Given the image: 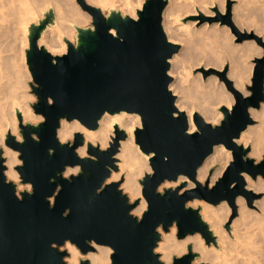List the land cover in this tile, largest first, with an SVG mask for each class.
Listing matches in <instances>:
<instances>
[{"label":"water","instance_id":"1","mask_svg":"<svg viewBox=\"0 0 264 264\" xmlns=\"http://www.w3.org/2000/svg\"><path fill=\"white\" fill-rule=\"evenodd\" d=\"M75 1L91 17L90 27L77 28L75 47L67 42L65 53L53 56L38 46L40 33L54 17L52 9L31 27L27 38L25 63L36 98L31 108L42 121L23 123L17 112L21 141L10 132L4 139V145L19 154L22 164L16 171L21 183L30 185V192L17 195L15 184L6 180L0 150V264H65L68 253L60 247L66 242L82 255L94 251L92 244L109 247V264H163L154 253L160 241L158 228L166 233L173 225L177 239L198 233L206 244L214 243L199 210L187 203L226 201L233 208L237 196L253 197L245 190L244 175L264 179V158L254 163L247 157L249 148L235 143L254 122L250 110L264 103L263 39L238 30L228 1L224 14L214 8L213 17L199 15V22L229 27L236 43L254 41L263 55L253 60L246 96L226 78V68L209 70L224 83L233 104L230 109L220 107L222 119L215 126L196 113L197 131L189 135L187 118L177 110L168 88V61L180 48L168 41L162 29L167 0H144L136 19L113 10L103 15L85 0ZM122 111L139 115L141 127L134 130V141L144 154L152 155L151 174L139 180L147 204L140 218L131 213L139 200L131 203L119 182L106 183L116 170L115 155L126 138L124 131L115 126L104 150L87 144L83 158L75 152L83 145L81 134L65 143L56 137L62 119L95 130L104 113ZM220 144L231 152V161L211 187L206 181L181 191L186 186L181 182L159 192L162 183L176 182L180 176L195 182L196 170ZM76 166L77 174L63 176L67 167ZM186 251L170 264H193L195 254L190 247ZM79 264L89 262L80 259Z\"/></svg>","mask_w":264,"mask_h":264},{"label":"bare ground","instance_id":"2","mask_svg":"<svg viewBox=\"0 0 264 264\" xmlns=\"http://www.w3.org/2000/svg\"><path fill=\"white\" fill-rule=\"evenodd\" d=\"M205 1L206 0H204V2ZM85 2L90 6L99 8L101 12L105 8L121 9L122 14H126L132 19H136V11H138L142 5L141 0H85ZM193 2H191L192 5ZM198 2L200 3V0L195 2V4L197 5ZM212 2L207 1L210 6H212ZM218 3H220L219 0ZM202 4L203 2H201V5ZM191 7V4H188L186 0H167V5L162 13V29L169 42L178 45L184 43L185 45L189 42L188 38L191 39V37H194L193 35L197 33V31L193 29V25L197 22L189 21L182 23L181 19L177 18V16H180L179 12L189 13L188 11H190L191 13L192 11V13L194 12L192 16L201 14L200 10L203 8L202 6V8L199 6V9L201 8L199 11L190 10L193 8ZM236 7L237 6H233L234 12L237 10ZM50 9L53 10L54 17L47 27L40 33V37L37 42L38 46L44 47V49L53 56H60L64 54L67 48V42L72 43L75 47L76 44L74 41L78 37L77 28L82 27L84 24L91 21L90 15L82 11L76 4L75 0H0V29L2 30L1 32L3 35L2 36L0 33L2 36L1 38H3V40L0 38V49L3 50V52L0 53L5 54L7 52L9 55L10 52L5 50H9L10 48L5 49V47H8L9 43V47H11L12 44H15L14 41L16 42V40H18L16 39V36H19V34L21 35L19 36V41H21L20 43L25 44L26 41H28L27 38L31 27L36 26L39 21L43 19V16L50 11ZM185 9L188 10L186 11ZM176 12H178V14ZM238 17L241 16L239 15ZM238 22L241 21L239 20ZM216 24L214 27L212 26L213 28H216L214 30L213 28H207L209 32H207L208 35H206L208 37L210 36L209 38L214 40L213 42H215L214 44L217 45L219 50L215 52L213 56L210 55L211 57L209 58V61H211V64L217 65V63L221 61L222 57H226V59L228 57L230 60H227L231 61V69L228 74L229 80H232L233 87L236 90L242 93L243 96H246L245 91L243 90L246 65L243 63L242 59L250 53L252 54L253 51H255V48L250 46V43L247 42H245V45L244 43L242 45L239 44L235 46V48H233V45H228L229 40H227V42L223 36L226 33L222 30L223 28L218 30L219 27H215ZM206 25L207 23L203 26ZM191 27L192 29L190 30L189 28ZM262 28H264V26ZM3 31L10 32L12 35L10 33L8 34L13 37L15 36V40L13 41L14 38L11 39V36L9 37V35H6L7 33L3 34ZM111 32L114 33L113 31ZM260 32L262 33V30H260L259 33ZM190 35L191 37H189ZM6 37L9 39V42H7L8 46L6 43L3 44L1 42L8 41ZM11 41H13L12 44ZM192 41L193 40H191V42ZM194 42L195 41H193L191 45ZM20 43L17 44L21 46ZM190 43L185 46L188 45L189 47ZM2 44L4 47L1 48V46H3ZM193 50L191 53L195 54ZM10 51H12V49ZM178 52L175 53L168 61V75L172 80L169 83L168 88L175 97L174 104L177 110L179 112H184L187 118L189 126L188 132L190 133L191 129L195 127L193 124V116L196 113L193 109V105H189L188 99L193 98L194 100H201L206 97L209 98L212 103L225 104L226 108L230 109L233 104V98L228 95L229 92L227 93L224 90V84L221 82L214 84L217 83L216 77L214 76H209L206 80L211 84L209 85L210 87L206 81L203 83H206L208 87L201 86L202 84L197 82L196 83L198 85L194 84V80L192 84L186 85L185 82L187 74L184 70V61L189 59L192 60L191 56H193V54L189 55V53L187 54V51L185 52L183 50ZM13 53L15 52L13 51ZM196 53H198V51H196ZM196 55L197 54H195L192 58ZM4 56L3 60H1L2 58L0 56V64L2 61L1 66L4 65L5 67L9 63L11 64L5 68V72L3 71L5 70L4 67L0 68V77H2L1 73H7L3 74L6 78L2 77L0 79L2 81L3 79H7V81L5 80L6 83L3 81V84L2 81H0V150H2V158L4 159V165L6 167V170L4 171L6 180L16 183L19 178L17 172L14 170V166L19 164V161L16 158V151H12L4 145L6 133L10 132L17 141H21V136L17 130V112L21 114L23 123L35 124L36 122H40L42 117L32 114V111H30L26 103V99L28 100L30 95L26 94L24 91L26 87L24 88L25 85L23 84L25 83L21 80L24 78L22 68H20L21 64L19 63L20 65L18 64V67L17 63L13 62V65L12 62H7L11 59L14 60L13 57H16H12V54V58L10 57L8 60H5L8 56L5 58ZM197 57L199 58V55L196 56L195 59H198ZM9 66H14L12 69L15 68V70L16 68H19L21 71H11L12 69L9 68ZM7 68L10 69L11 73L13 72L12 74L15 77L11 74L9 75L10 71ZM25 73H29L27 66H25ZM5 75L9 76L7 77ZM201 75V73H198V76ZM10 76L11 78H9ZM12 78H16V81L14 82L13 79L12 82ZM200 78L201 77H199V79ZM7 82H10V84H7ZM11 83L14 85H11ZM4 84L11 86L13 90L11 88L8 90L6 89L7 91L5 93L4 88L6 87ZM9 90L12 92L11 95L7 93ZM196 104V108L199 109V115L205 122L209 123L210 121H214L215 118H220L221 113L210 108L211 106L208 107L203 103H200V101L196 102ZM255 110L256 109L250 110L251 117H257V111ZM261 114L264 117V111L263 113L261 112ZM115 126L119 130L124 131L126 138L119 142L118 153L115 155V158L118 161L116 162L117 170L111 171L107 182H117L121 180L119 189L127 194L129 201L133 199L139 200L138 205L131 212L132 215L138 217L145 211L144 205L146 204V201L142 197L141 187L137 179L143 174H146V172L150 173L149 169L151 168L149 160L152 156L151 154H144L134 141V130L141 127L140 117L138 114L127 113L124 111L115 114L104 113L98 120V127L95 130L86 129L77 120L66 121L62 119L60 121L59 128L57 129L56 137L60 143H64L66 141H70L74 134H81L84 142L83 145L78 147L75 152L79 157L83 158L86 157L87 144H91L93 146L97 145L101 150L107 148L114 135ZM235 143L237 145L242 144L244 148L249 146L250 152L248 156L254 159V163H257L264 153V127L258 125L248 126L240 134L239 139L235 140ZM230 159V151L221 144L216 145L213 147L212 153L206 157L202 165L196 170L195 182H191L187 180L186 177L180 176L176 182L165 181L160 185L158 190L160 191L162 188L177 187L181 182H186V186L181 191L194 188L196 183L202 185L206 181L208 182V186L211 187L224 173ZM77 171V166L73 168L67 167L63 175L66 176L69 174H75ZM181 177H184V179L181 180ZM244 180L246 181L245 183H247L245 187L246 191L253 190L255 192L264 193V180L261 178L257 177V180H253L249 176L244 175ZM16 186L21 188L20 185L16 184ZM26 186L28 188V185ZM187 206L200 208V218L206 224L208 232L215 238V242L209 245L206 244L198 233L188 235L184 239H176V226L173 225L169 233L161 235V240L158 243L157 251L159 253L158 259L160 262L168 264L174 256L184 255L187 248L190 247L191 252L195 254V258L192 262L193 264H264V198L261 201H255L251 204L250 200L246 196L239 195L234 199L233 208L226 201H222L217 205H212L207 202L202 203L196 199L187 203ZM230 207L233 210H231ZM231 212H235L236 216L229 219ZM227 223H229L228 229L225 228ZM65 247L69 253V257L66 259V264H78V260L81 256L76 247L68 242L65 243ZM95 250V252L89 253L86 257L89 264H109L111 249L107 246L95 245Z\"/></svg>","mask_w":264,"mask_h":264},{"label":"rangeland","instance_id":"3","mask_svg":"<svg viewBox=\"0 0 264 264\" xmlns=\"http://www.w3.org/2000/svg\"><path fill=\"white\" fill-rule=\"evenodd\" d=\"M142 1V3H143V1L144 0H141ZM193 1H195V0H191V1H189V0H186V2L188 3V4H191V6L193 7H191L192 9H190V8H188V9H190V10H195V11H199L202 7V9L200 10V13L202 14V15H204V16H210L211 15V17H213L214 16V12H213V9L215 8V9H217L218 10V12H219V9H220V13L221 14H224L225 13V10H226V2L228 1L229 3H230V7H231V19H232V22L234 23V25L238 28V30H240V31H246V32H253L254 34H256L257 36H259V37H263L264 38V35H263V29L264 28H262L263 26H264V0H219V2L220 3H218V0H206L205 2H204V0H200V3L198 2V6L195 4V2H197L198 0H196L195 2H193ZM207 1H209V2H212L213 4H212V6H210V5H208V3H207ZM191 2H193V5H192V3ZM201 2H203V4L201 5ZM204 3H205V5H204ZM195 4V5H194ZM207 4V5H206ZM204 5V6H203ZM199 6L201 7L200 9H199ZM233 6H237L236 7V9L237 10H235V12L233 11ZM190 7V6H189ZM52 8V7H51ZM206 8V9H205ZM187 9V10H188ZM116 11V12H119L122 16H127L126 14H122V11H121V9H117V8H105V9H103L102 10V14L103 15H107L110 11ZM186 10V9H185ZM186 10V11H187ZM204 10H205V12H204ZM222 10V11H221ZM178 11V10H177ZM180 11H182V10H180ZM208 13H207V12ZM237 11V12H236ZM259 11V12H258ZM189 13H185V12H179V14H180V16H177V18H179V19H181V21H182V23H185V22H189V21H195V22H197V23H195L193 26V29L195 30V31H197V33H195L193 36L194 37H191V35L189 36V37H191V39L190 38H188L189 39V42L188 43H186V44H188L189 45V43L191 42V40H193V41H195L192 45H191V43L193 42H191L190 43V46L189 47H191V48H193V49H191V48H189L188 47V45L187 46H185L184 45V43H182L181 45L179 44V51L181 50H183V51H187V54L189 53V55L190 54H193V53H191L192 52V50L195 52V54H197L196 56H198L199 55V58L198 59H195L196 58V56L194 57V58H192L195 54H193V56H191V59L192 60H187V61H184L185 62V66H184V70L186 71V74H187V77H186V82H185V84L186 85H188V84H192V82H193V80H194V84H197V83H200V84H202L201 86H206V87H208L209 85H211L208 81H206L207 80V78L209 77V76H214V77H216V82L217 83H214V84H218L219 82H221L222 84H224L219 78H218V76L217 75H215V74H213V73H211V72H209V70L210 69H214V70H217V71H221V70H223L224 68H226L227 70H226V78L229 80V76H228V74H229V70L231 69V64H230V62L231 61H229L230 59L227 57V59H229V60H227L226 59V57H222V59H221V61H219L218 63H217V65H213V64H211V61H209V58L211 57L210 55H214L215 54V52H217V51H219L218 50V48H217V45L216 44H214L215 42H213L214 40L213 39H210L207 35H208V33L207 32H209V28H213L214 27V25L216 24V23H211V24H208L207 22H199L198 21V18H199V14H197L196 16H192L193 15V13H192V11H191V13H190V11H188ZM177 14H178V12H176ZM183 13H185V14H183ZM237 13V14H236ZM183 14V15H182ZM241 16V17H238L239 15ZM260 14V15H259ZM237 15V16H236ZM238 17V18H237ZM242 19V20H241ZM241 21V22H238V21ZM243 22V23H242ZM205 23H207V25L206 26H203ZM262 23H263V25H262ZM211 27H210V26ZM91 26V21H89L88 23H86V24H84V26H82L81 28H88V27H90ZM213 26V27H212ZM209 27V28H208ZM215 27H219L218 28V30L220 29L221 30V28H223L222 30H224V33H226L225 35H223L224 37H225V40L227 41V40H229V42H228V45H233V48H235V46H237V45H242L243 43H244V45L246 44L245 42H247V43H250V46H252L253 48H255L254 50L255 51H253V53L250 55H247L246 57H244V59H242L243 60V63L246 65L244 68L246 69V72H245V76H244V80H243V82H244V87H243V90L245 91V95H247V94H249V92L247 91V87L248 86H250L251 85V75H252V70H253V67H254V63H253V60H254V58H259V57H261L262 55H263V50L260 48V47H258L256 44H255V42L254 41H243V42H241V43H236L235 42V36L231 33V31H230V28L229 27H227V26H225V25H220L218 22H217V24H216V26ZM259 27H261V28H259ZM203 28H205V29H203ZM208 28V29H207ZM190 30L192 29V27L191 28H189ZM214 29H216V28H213V30ZM262 30V33L260 32L259 33V31L260 30ZM205 30V31H204ZM208 30V31H207ZM2 30L0 29V33H1V35H2V32H1ZM226 31V32H225ZM4 32V31H3ZM7 33V34H6ZM8 33H10V32H7V31H5L3 34H6V35H9ZM223 33V34H224ZM11 34V33H10ZM207 34V35H206ZM0 35V38L3 36H1ZM5 35V36H6ZM12 35V34H11ZM11 35H9V37L11 36ZM19 36H21L20 34H19ZM19 36H16V39H18V40H16V42L14 41L15 40V36L13 37V36H11V39H13V41H14V43L15 44H12L13 43V41H11V47H9L10 46V43L7 45V42H9V39H7V37H6V39L8 40V41H6L5 39V41L6 42H4V41H1L3 44H5L6 43V45L8 46V47H5V49L6 48H10L9 50H5V51H8V52H10L9 53V55H8V53L6 52L5 54H3V56H4V58L5 57H7V58H5V60L7 59L8 60V58L10 59V57H11V54H12V57L13 56H16V57H13V59L15 60H9V61H7L8 63L9 62H14V63H17V65L20 63L21 64V66H20V68H22V71H23V74H24V78H20L21 80H22V82L23 83H25V84H23V85H25L24 86V88L26 89H24V91L26 92V94H29L30 95V97H28V95H27V97H28V100L26 99V103H27V105H28V107H29V109H30V111H32L31 113L32 114H34L33 113V110H32V108H31V105L32 104H34L35 102H36V98H35V96L33 95V93L31 92V88H30V86H29V83L31 82V78H30V75H29V73L27 74V73H25V66H26V63H25V49H27V47H28V41H26V43L25 44H23V43H20L21 41H19L20 40V37ZM8 37V38H9ZM19 37V38H18ZM262 38V39H263ZM2 40H3V38H1ZM0 39V40H1ZM19 41V42H18ZM225 41V42H226ZM17 43H20L21 44V46L19 45V44H17ZM2 44V45H3ZM253 44V45H252ZM1 45V44H0ZM5 45V46H6ZM15 45V46H14ZM18 45V46H17ZM20 46V47H19ZM2 47H4V45L3 46H1V48ZM14 48V49H13ZM189 48V49H188ZM253 48H251V49H253ZM12 49V51H10ZM186 49V50H185ZM191 49V50H190ZM1 51L0 52H3V50L2 49H0ZM189 50H190V52H189ZM13 51L15 52V53H13ZM196 51H198V53H196ZM184 52V53H185ZM179 53V52H178ZM2 54L0 53V56H1V60H3V56H2ZM51 54V53H50ZM52 55V54H51ZM11 57V58H12ZM5 62V61H4ZM7 62H6V64H7ZM14 63H13V65H14ZM1 64H2V61H1ZM1 64H0V66H1ZM3 64H5V63H3ZM11 63H9L8 65H10ZM19 64V65H20ZM243 64V65H244ZM8 65H6L5 67H4V65L3 66H1L0 68H2V67H4V69L6 68V67H8ZM16 65V64H15ZM19 65H18V67H19ZM184 65V64H183ZM12 67H14V66H12ZM12 67L11 66H9V68H11L12 69ZM17 67V66H16ZM8 69V68H7ZM9 71H10V69H8ZM16 70L17 71H21V69L19 70V68H16ZM15 70V68H13L11 71H16ZM1 71V70H0ZM4 72L6 71V69L5 70H3ZM9 71H7V72H9ZM11 71H10V73H9V75L11 74L13 77H15L12 73H11ZM22 73V72H21ZM198 73H201L202 75L201 76H198ZM2 74V77H4L3 76V74H7V73H1ZM15 74V73H14ZM20 74V73H19ZM8 75V76H9ZM21 75V74H20ZM1 76V75H0ZM5 76H7V75H5ZM7 76V77H8ZM23 76V75H22ZM22 76H20V77H22ZM2 77H0V79L2 78ZM197 77V78H196ZM199 77H201L200 79H199ZM4 78H6V77H4ZM9 78H11V76L9 77ZM13 79L14 78H12V82H13ZM16 79V78H15ZM14 79V82L16 81ZM7 81V79H3V81ZM11 80V79H10ZM20 80V81H21ZM0 81H2V80H0ZM3 81H2V84H3ZM6 81L4 82V83H6ZM25 81V82H24ZM172 81V80H171ZM207 82L208 83V86L206 85V83H203V82ZM231 82H232V80H230ZM21 82V83H22ZM197 82V83H196ZM1 84V83H0ZM7 84H10V82L8 83L7 82ZM6 84V85H7ZM232 84H233V82H232ZM5 85V84H4ZM3 85V86H4ZM5 85V87L6 88H4L5 89V93H6V91L9 89V88H11V86H8V88H7V86ZM11 85H14L13 83H11ZM198 85V84H197ZM210 87V86H209ZM223 88H225L224 90L228 93V91L226 90V87H225V85H223ZM7 89V90H6ZM12 89V88H11ZM10 89V90H11ZM207 89V88H206ZM10 90L7 92V93H9L10 95L12 94V92H10ZM13 90V89H12ZM228 95H230V96H232L230 93H228ZM26 96V95H25ZM30 98V99H29ZM198 101H200V103H203L204 105H206V106H211L210 108H212V109H214V110H216L217 112H220L219 111V109H220V107L221 106H225L226 107V105L225 104H219V103H217V104H215V103H212L211 102V100H209V98H202L201 100H194L193 98H190V99H188V103H189V105L190 106H192L193 105V109H194V111H195V113H197L198 115L200 114L199 113V109L198 108H196V102H198ZM211 103H212V105H211ZM209 104V105H208ZM203 106V105H202ZM255 111H257L256 112V114H257V117L256 118H254V117H251L253 120H254V122H253V124L251 125V126H255V125H258V126H262V127H264V117L262 116V114H261V112L263 113V111H264V103H261V105L259 106V108L258 109H256ZM221 113V112H220ZM216 117V116H215ZM214 117V118H215ZM262 118V119H261ZM222 119V114L220 115V118H215L214 119V121H210L209 123L212 125V126H215V125H218L219 124V122H220V120ZM42 121V120H41ZM262 121V122H261ZM37 123H39V122H36L35 124H37ZM72 140H73V138L69 141V142H72ZM66 142H68V141H66ZM65 143V142H64ZM264 144V143H263ZM238 145H241V146H243L242 144H238ZM6 147V146H5ZM6 148H8V147H6ZM245 148H249V152H250V147L249 146H247V147H245ZM8 149H10V148H8ZM11 150V149H10ZM13 151V150H12ZM249 152H248V154H249ZM248 154H247V157L248 158H251V157H249L248 156ZM19 154L16 152V158H17V160L19 161V164H17V165H15L14 166V170L16 171V168L18 167V166H21V160L19 159ZM230 158H231V152H230ZM264 158V153L262 154V156H261V158L257 161V163L258 162H260L262 159ZM252 159V158H251ZM254 160V159H253ZM230 161H231V159H230ZM116 162H118L117 160H116ZM229 164V163H228ZM228 166V165H227ZM215 167H217V166H215ZM214 167V168H215ZM6 170V169H5ZM116 170H117V168H116ZM78 171H79V169H78ZM77 171V172H78ZM17 172V171H16ZM77 172L75 173V174H77ZM18 174V173H17ZM74 174V175H75ZM146 174H151V173H147L146 172ZM5 175V174H4ZM69 175H71V174H69ZM69 175H66V176H64L65 178H68V176ZM73 175V174H72ZM145 174H143L141 177H139L137 180H138V182H139V180H141L142 178H143V176H144ZM222 176V175H221ZM220 176V177H221ZM219 177V178H220ZM18 178H19V175H18ZM258 178H261L260 176H258ZM262 180H264L263 178H261ZM255 180H257V178L255 179ZM9 181V180H8ZM217 181V180H216ZM10 182H12V181H10ZM116 182V181H115ZM117 182H119L120 184H121V180H119V181H117ZM246 182V181H245ZM12 183H14L15 184V186H16V184L17 185H20V187L21 188H19L18 186H16V191H17V195H18V192H21V191H28V192H30L31 191V187H30V185L29 184H22L21 183V180H20V178L18 179V181L15 183V182H12ZM106 183H108L107 181H106ZM140 184V183H139ZM245 184H247V183H245ZM26 185H28V188H27V186ZM179 186V185H178ZM140 187H141V189H142V186L140 185ZM245 187H246V185H245ZM20 189V190H19ZM163 189H167V188H162L159 192L160 193H162V190ZM252 194H253V197H251L250 198V203L252 204V203H254L255 201H261L263 198H264V193L263 192H255V191H253V190H249ZM124 193V192H123ZM125 194V193H124ZM125 195H127V194H125ZM143 197V196H142ZM136 200H138V199H136ZM135 201V199H133V200H130V202L132 203V202H134ZM192 202V201H191ZM200 202H202V203H206V202H204V201H200ZM193 208V207H192ZM231 208V207H230ZM194 209H198V210H200V208L199 207H194ZM231 210H233L232 208H231ZM235 211V210H234ZM141 215L142 214H140L139 216H138V218H140L141 217ZM135 216V215H134ZM236 216V214H235V212L233 213V212H231V214H230V217H229V219H232V218H234ZM137 217V216H136ZM226 225H229V223H227ZM172 227H170L169 228V230H168V232H166V234L167 233H169L170 232V229H171ZM158 232L160 233V240H161V235L162 234H164L165 232H163V230L161 229V228H158ZM176 233H177V231H176ZM177 239V238H176ZM184 239V238H183ZM160 242V241H159ZM158 242V243H159ZM67 243V242H66ZM92 246H93V248H94V251L93 252H95L96 250H95V245L94 244H92ZM75 247V246H74ZM157 247H158V245H157ZM157 247L155 248V250H154V253H156V254H158V256H159V253H158V251H157ZM77 249V248H76ZM60 250H64V251H66L67 253H68V251H67V249H66V247H65V245L64 246H62V247H60ZM78 250V249H77ZM78 252H79V250H78ZM187 252V251H186ZM89 253H92V252H89ZM89 253H87L86 255H82L80 252H79V254H80V256H81V258H79V260L80 259H85L86 260V257H87V255L89 254ZM111 253H112V251L110 252V255H111ZM69 257V253H68V255L64 258V262H65V264H66V259ZM174 257H180V256H174ZM173 257V258H174ZM79 260H78V264H79ZM171 262H172V260H171ZM170 262V263H171ZM170 263H168V264H170Z\"/></svg>","mask_w":264,"mask_h":264},{"label":"clouds","instance_id":"4","mask_svg":"<svg viewBox=\"0 0 264 264\" xmlns=\"http://www.w3.org/2000/svg\"><path fill=\"white\" fill-rule=\"evenodd\" d=\"M196 131H197V129H196L195 127H193V128L191 129V132L189 133V135H191L192 133H194V132H196ZM165 160H167V157H165ZM149 172L151 173V169H149ZM180 179L183 180L184 177H181ZM144 207H145V210H147V204H145Z\"/></svg>","mask_w":264,"mask_h":264}]
</instances>
